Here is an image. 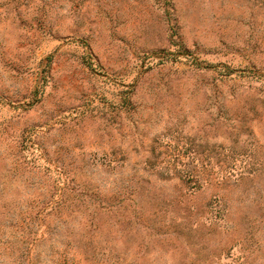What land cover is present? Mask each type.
<instances>
[{
	"label": "rangeland",
	"instance_id": "rangeland-1",
	"mask_svg": "<svg viewBox=\"0 0 264 264\" xmlns=\"http://www.w3.org/2000/svg\"><path fill=\"white\" fill-rule=\"evenodd\" d=\"M0 264H264V0H0Z\"/></svg>",
	"mask_w": 264,
	"mask_h": 264
}]
</instances>
